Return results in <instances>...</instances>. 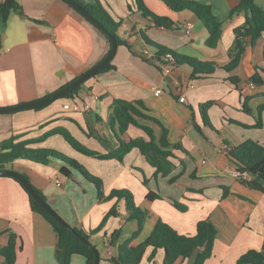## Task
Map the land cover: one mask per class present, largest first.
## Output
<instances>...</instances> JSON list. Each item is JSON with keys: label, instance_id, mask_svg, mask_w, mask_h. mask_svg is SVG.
<instances>
[{"label": "crops", "instance_id": "crops-1", "mask_svg": "<svg viewBox=\"0 0 264 264\" xmlns=\"http://www.w3.org/2000/svg\"><path fill=\"white\" fill-rule=\"evenodd\" d=\"M16 1L24 15L12 12L6 20L0 14V108L32 103L58 92L111 50L105 35L65 1ZM193 1L211 6L215 17L226 22L215 49L207 47L209 32L195 14L175 13L163 0H143V4L153 14L173 20L179 29L156 27L142 16L135 0H99L113 20L121 24L120 35L131 42L132 50L119 46L111 63L113 69L85 82L74 100L60 98L41 109L0 114V143L14 138L16 143H28L31 149L55 150L76 160L103 182L107 199L101 201L96 186L75 169L68 166L71 178L60 174L65 166L62 161L54 159L44 165L19 159L5 165V169L19 173L41 192L71 227L91 236L100 264H112L109 260L117 257L118 246L140 229L137 221L127 220L126 202L110 197L124 190L133 194L136 206L149 216L136 244L151 235L158 220L188 236L197 234L200 221L210 220L218 233L213 254L204 264H237L248 251L263 248L264 192L247 187L234 175L237 169L226 154L225 144L237 146L247 140L264 144V84L250 81L257 71L264 80V34L234 71L218 69L198 80H191L189 65L166 74L141 56L145 52L154 55L144 34L180 56L219 66L229 62L234 30L243 25L245 17L241 14L226 20L241 0ZM253 1L264 10V0ZM3 3L0 0V7ZM186 25H192L191 33H187ZM233 77L240 79L238 84L230 80ZM157 89L163 94L156 95ZM181 97L185 102L180 101ZM116 100L142 102L151 119L137 120L153 129L157 141L163 128L168 131L169 146H177L170 149V174H157V168L138 148L120 162L84 154L69 142L67 137L101 155L116 151L121 134L113 121ZM212 101L216 104L207 110V124L200 107ZM74 102L79 111L65 110V105ZM258 123L261 127H256ZM127 133L132 139L150 142L139 127L131 125ZM224 188L231 190L226 197ZM150 193L160 198L149 201ZM174 202L186 206L187 211L180 212ZM117 204L119 216L110 217L101 231L92 234ZM117 230L121 236L112 244L111 235ZM13 236L17 250L14 264H64L52 225L32 210L21 184L0 176V251ZM152 252V248L147 249L141 264H164V250H158L153 260ZM199 253L195 250L189 259L180 258L175 264H195ZM0 264H6L4 257L0 256ZM70 264L87 261L74 255Z\"/></svg>", "mask_w": 264, "mask_h": 264}, {"label": "trees", "instance_id": "trees-1", "mask_svg": "<svg viewBox=\"0 0 264 264\" xmlns=\"http://www.w3.org/2000/svg\"><path fill=\"white\" fill-rule=\"evenodd\" d=\"M76 1L85 9H87L91 13V15L94 16L111 35L115 36V38L117 39L118 47L126 46L129 50H132L131 42L120 35L121 24L113 20V18L103 9L99 0H90L88 3L84 0ZM163 1L175 13L189 11L195 14L209 32V38L206 42L207 47L210 49H215L217 47L222 37L223 28L226 22H221L215 17L212 12L211 6L193 0ZM135 2L142 16L152 21L156 27L168 30L179 29V25L170 18L160 17L150 12L143 4V0H135ZM12 12L24 15L20 4L17 3L16 0H4V3L0 7V14L4 19L7 20ZM241 14L244 15L245 22L243 23V25L234 30L235 41L228 51L230 60L224 66H219L218 64L213 62H201L186 56H180L172 50L148 39L144 34H142V37L147 45L154 50V55L148 56V54L146 55L145 53H143L141 56L145 60L155 64L161 71L164 72L166 68L176 70L185 65H189L192 67L190 76L191 80H198L202 77L213 75L218 69H223L226 72L230 73L240 65L242 59L245 58L246 54H248L249 52L251 53L258 39L261 38L264 34V10L257 6L253 0H241L240 3L231 10L226 21L229 22L234 17ZM105 37L111 43L109 37L107 35H105ZM168 56H170L172 60H169ZM111 63L112 61L105 67H103L100 70L99 74L113 69ZM256 67L257 66H255V69L257 70ZM230 80L234 84H238L240 81L238 77H233ZM250 81L257 85L264 84V80L259 75V71L251 76ZM81 86L77 87L75 90L68 93L62 98L74 100L78 92L81 90ZM215 104L216 102L212 101L203 104L200 107L203 120L207 124V110ZM45 106L46 105L37 107L35 109H41ZM112 109L114 114L113 121L119 125V129L121 132L120 136L118 137L120 146L116 151L108 153L106 155H101L89 151L73 138L67 137L69 142L77 150L84 154L96 156L101 160L116 159L120 162H123L125 156L134 148H138L144 155L147 156L151 164L157 168V174H170L173 170V165L168 160L170 157H172V151L170 149H175L177 148V146H169L167 142L168 131L166 129L163 128V134L159 141H157L153 129L141 125L138 122L137 119L139 118L144 120L151 119V117L146 113L144 104L142 102H127L123 100H116L113 103ZM263 109H261V111ZM244 110L247 113H251L250 109L247 107H245ZM131 125L144 130L145 133L149 136L150 142L146 143L140 139H132L127 133V130ZM256 127H261V123H258ZM15 141L16 140L14 138H11L0 143V169H5L6 164L19 159L29 160L44 165H47L52 160L56 159L65 163V166H63L60 170V174L62 176L67 178L72 177V172L68 168V166H70L71 168L81 173L83 177H85L88 181L96 186L99 193V199L101 201L107 199L104 194L103 182L99 178L93 176L83 165H81L76 160L69 158L55 150L31 149L28 148V143H16ZM162 147H164V149ZM225 151L228 158L233 162L239 172L248 173L252 177L251 180H243V184L251 189H256L264 192V183L257 180V177H260L262 180H264V144H260L252 140H247L237 146L225 144ZM14 180L17 181L16 179ZM35 191L43 200L47 202L45 196L41 192L37 191L36 189ZM230 193V189L224 188V197L228 196ZM110 197H117L118 201L124 200L126 202V208L128 212L127 220L137 221L141 229L149 216L148 213L142 211L136 206L133 194L129 191L124 190L114 192ZM29 198L32 210L35 213L41 214L52 225L55 232L57 233L58 254L61 261L64 264H70L71 258L74 255H80L86 259L87 264H93L95 256L92 248L82 242L78 236L74 235L72 232L59 224L30 195ZM147 198L149 201H153L155 199H159L160 197L158 195L150 193ZM173 205L180 212L187 211L186 206L180 205L177 202H174ZM118 216L119 211L117 204L107 214L101 226L97 230L93 231L92 234L101 231L106 221L110 217ZM140 229L122 245L118 246L117 257H112L109 260L112 264H141L148 248L153 249L151 260L154 259L158 250H164V264H175L180 258L185 261L192 256L195 250H200L195 264H204L205 261L211 258L213 254V247L218 233L217 229L210 220H203L197 224V234L195 236L180 235L169 224L163 222L162 220H158L151 235L144 242L136 244L135 241L140 234ZM74 230L87 241H91V236L83 230H79L76 228H74ZM120 236L121 231H115L111 235V243L115 244L116 240L118 242ZM93 248L96 249L94 246ZM0 256L5 258L6 264L15 263L17 250L16 238L14 236L11 237L9 245L0 251ZM237 264H264V244L261 250H250L242 255L239 258Z\"/></svg>", "mask_w": 264, "mask_h": 264}, {"label": "water", "instance_id": "water-1", "mask_svg": "<svg viewBox=\"0 0 264 264\" xmlns=\"http://www.w3.org/2000/svg\"><path fill=\"white\" fill-rule=\"evenodd\" d=\"M65 1L69 6H71L73 9H75L79 14H81L85 19H87L92 25H94L96 28H98L103 34L107 35L111 41V50L107 54V56L101 60L98 64L93 66L91 69H89L87 72H85L82 76L59 90L58 92L47 96L46 98H43L41 100L28 103V104H22L14 107L9 108H0V114L4 113H13L21 110H28V109H34L37 107H41L43 105H46L50 102H53L57 99H60L67 95L68 93L75 90L77 87L83 85L85 82H87L89 79L94 77L95 75L99 74L100 70L105 67L108 63H110L118 48L117 39L115 36L111 35L104 26L94 17L91 15V13L85 9L83 6H81L76 0H63ZM167 81L171 83L172 79L170 77H167ZM181 82V80H180ZM0 176H7L16 179L28 192V194L52 217L54 218L59 224H61L64 228L72 232L74 235L78 236L82 242H84L87 246L92 248L94 251V263L93 264H100V254L98 250L94 249L92 244L87 241L85 238L81 237L73 227H71L63 218H61L57 212L45 201L43 200L39 194L35 191V189L31 186V184L27 181L25 177L20 175L19 173L8 170V169H0ZM257 180L264 183V180H262L260 177H257Z\"/></svg>", "mask_w": 264, "mask_h": 264}, {"label": "built area", "instance_id": "built-area-1", "mask_svg": "<svg viewBox=\"0 0 264 264\" xmlns=\"http://www.w3.org/2000/svg\"><path fill=\"white\" fill-rule=\"evenodd\" d=\"M185 29H186L187 33H191L193 27H192V25H186ZM145 54L147 55V52H145ZM168 59L172 60V58L170 56H168ZM165 73L166 74H171L172 73V69L166 68L165 69ZM163 92H164L163 90L157 89L155 91V94L159 96V95H162ZM180 101L181 102H185L184 97H181ZM64 108H65V110L75 111V112L79 111V109H80L76 102L67 104V105H65ZM234 175L241 181H243V180H251L252 179V177L248 173H241L238 170L235 171ZM57 185L60 186V182L57 181Z\"/></svg>", "mask_w": 264, "mask_h": 264}, {"label": "rangeland", "instance_id": "rangeland-1", "mask_svg": "<svg viewBox=\"0 0 264 264\" xmlns=\"http://www.w3.org/2000/svg\"><path fill=\"white\" fill-rule=\"evenodd\" d=\"M263 10V9H262ZM94 26V25H93Z\"/></svg>", "mask_w": 264, "mask_h": 264}]
</instances>
